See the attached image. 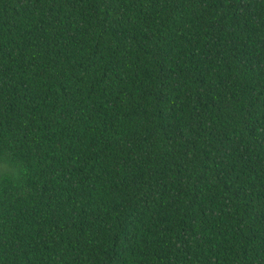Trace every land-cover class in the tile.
<instances>
[{
  "label": "trees",
  "instance_id": "obj_1",
  "mask_svg": "<svg viewBox=\"0 0 264 264\" xmlns=\"http://www.w3.org/2000/svg\"><path fill=\"white\" fill-rule=\"evenodd\" d=\"M0 264H264V0H0Z\"/></svg>",
  "mask_w": 264,
  "mask_h": 264
}]
</instances>
